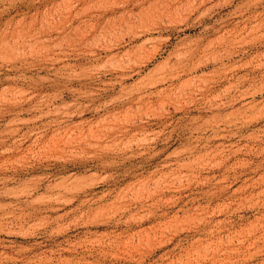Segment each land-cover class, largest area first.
Instances as JSON below:
<instances>
[{
    "label": "rangeland",
    "instance_id": "374dc122",
    "mask_svg": "<svg viewBox=\"0 0 264 264\" xmlns=\"http://www.w3.org/2000/svg\"><path fill=\"white\" fill-rule=\"evenodd\" d=\"M0 264H264V0H0Z\"/></svg>",
    "mask_w": 264,
    "mask_h": 264
}]
</instances>
